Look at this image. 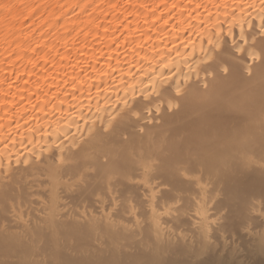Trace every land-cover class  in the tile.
I'll use <instances>...</instances> for the list:
<instances>
[{
	"label": "bare ground",
	"instance_id": "1",
	"mask_svg": "<svg viewBox=\"0 0 264 264\" xmlns=\"http://www.w3.org/2000/svg\"><path fill=\"white\" fill-rule=\"evenodd\" d=\"M263 107L264 0H0V264L208 243Z\"/></svg>",
	"mask_w": 264,
	"mask_h": 264
},
{
	"label": "rangeland",
	"instance_id": "2",
	"mask_svg": "<svg viewBox=\"0 0 264 264\" xmlns=\"http://www.w3.org/2000/svg\"><path fill=\"white\" fill-rule=\"evenodd\" d=\"M257 142L245 149L250 155L242 162L233 151L218 155L217 167L224 170L225 165L232 174L224 176L222 211L210 241L190 232L186 239L162 246V264H264V171L256 168L264 162V136Z\"/></svg>",
	"mask_w": 264,
	"mask_h": 264
}]
</instances>
